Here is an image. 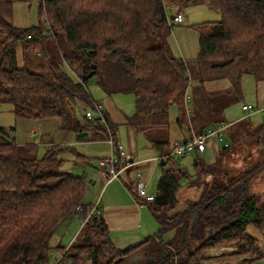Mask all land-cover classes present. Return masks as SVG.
<instances>
[{
	"label": "trees",
	"instance_id": "1",
	"mask_svg": "<svg viewBox=\"0 0 264 264\" xmlns=\"http://www.w3.org/2000/svg\"><path fill=\"white\" fill-rule=\"evenodd\" d=\"M191 1L207 5L221 18L195 25L197 62L214 69L235 67L240 76L258 67L264 72L257 45L264 35V0H39V25L22 28L13 23V0H0V103H12L14 115L24 120L58 118L64 130L75 133L76 142L93 135L108 144L118 141L117 125L102 109V122L85 115L89 109L95 112L98 104L87 92L97 76L104 89L111 85L133 95V115L164 116L175 106L177 125H188L185 99L190 78L186 62L168 48L166 33L174 24L169 23L170 8L165 4L178 10ZM59 36L66 38L64 49L57 42ZM16 48L32 70L16 67ZM79 104L85 108L82 121L74 111ZM218 122L224 121L210 115L200 131ZM252 130L256 143H262L264 123ZM36 148L26 144L25 152L32 156L23 158L15 140L0 139V264H51L50 241L74 217L82 221L81 239L66 246L57 242L59 256L53 264H206L209 251L229 245L237 248L238 256H250L242 264L264 257L258 239L247 230L264 223V200L249 187L264 169V157L238 173H226L218 161L203 165L193 154V165L199 169L189 185L201 191L178 210L179 178L187 173L176 157L168 155L171 142L154 140L157 191L153 201L141 204L159 227L142 242L118 248L102 215L89 216L94 204L81 202L88 178L50 170L61 145L48 147L40 158L34 156ZM110 149L100 163L116 152ZM128 174L124 187L132 192ZM198 212L191 228L192 215Z\"/></svg>",
	"mask_w": 264,
	"mask_h": 264
},
{
	"label": "rangeland",
	"instance_id": "2",
	"mask_svg": "<svg viewBox=\"0 0 264 264\" xmlns=\"http://www.w3.org/2000/svg\"><path fill=\"white\" fill-rule=\"evenodd\" d=\"M38 3L39 0H13L14 25L19 28L36 27L39 25ZM165 5L170 8L166 11L168 16H174L179 10L174 5L167 3ZM181 9L185 20L184 22L174 24L168 30L166 41L172 55L176 58H182L187 65V74L190 78L187 89V107H190L192 110L190 118L195 125L206 124L209 121L210 115L215 119L227 122L230 126L233 123L236 124L235 131L233 129L230 133L231 135L235 133L237 137L227 138V140L224 138L223 142L212 140L211 143H215L218 146L210 144L211 150H206V152L199 156L200 161L203 165H210L218 161L221 169L226 171V173H238V171L245 169L249 165L254 166L256 163L262 161L264 157V139L262 143L257 144L256 138L252 136L253 127L264 123V72L258 67L251 71V74L240 76L235 67L214 69L197 62L195 59L199 52V33L195 25L205 24L206 22H217L221 18L216 11L203 4H186ZM57 42L62 49L65 48V37L59 36ZM257 45L264 59V35L259 37ZM16 53V67L26 66L32 70L33 67L29 61L22 62L23 53H21L20 48H16ZM25 58L29 60L31 56L27 54ZM99 81L97 76L92 78L87 85V92L91 95L94 102L96 101L100 105L102 111L111 113L113 121L117 125V142L121 145L122 149L132 153V157L134 158L135 156L134 159L140 160L154 157L156 155L155 149L152 148L154 140L170 141L172 143L174 140L182 139V135L187 134V125L183 124L181 127L177 125V108L175 106L169 107L164 116H149L145 113H140L136 116L133 115L135 113V106L134 97L131 93L117 92L111 85L104 89ZM242 105L251 106L253 109L252 111L243 110ZM74 111L77 118L82 121L85 111L84 106L80 104L76 105ZM108 112L106 113L108 114ZM35 125L37 127L34 128L33 126ZM13 127L15 128V143L19 155L23 158L32 156L29 152H25L24 147L26 144L37 146L36 153L34 154L37 158H40L48 147L61 145L63 149L57 153L50 170L71 175H85L88 178L89 184L84 190L81 202L94 205L100 202L99 200L102 198L107 187L104 190L100 187L97 168L98 160L108 157L111 153V149L107 143L108 146L97 143L99 137L96 139L93 135L86 137L82 142H76L75 133L72 130H64L62 122L58 118L39 120V122L24 120L14 115L12 103H0V128L10 130ZM30 132H36V135L32 139L27 136ZM226 141L230 146L224 155L218 156V154H215V151L218 152V149L222 151ZM79 155L83 159L79 158ZM244 159H247V161L244 162ZM193 160L194 156L192 155H187L182 159L183 165L181 166L186 171L187 176L179 178L180 191L185 190L184 188L196 178L199 167L193 165ZM148 169L149 165L142 166L141 173L144 177ZM131 171V174H129L132 178H130L131 181H133L134 172ZM158 175L159 168L157 165L149 176V179H147V191L151 195L156 194ZM207 180L209 179L207 178ZM91 182H96V185L92 186ZM118 182L121 183L120 181ZM114 184L115 182L112 183V185ZM249 187L252 193H259L264 200V169L249 182ZM191 188L193 189V187ZM180 201L183 202L182 199ZM144 207L147 213L148 208L146 205ZM150 218L156 225L153 231L156 234L159 227L158 223L152 217ZM74 220V222L69 221L68 224L62 225V228H58L56 234L51 239V264L55 262L59 255L58 250L55 248L57 242L61 241V245L63 246L69 245L74 237V231L82 224V221L78 217H74ZM256 230L258 231L259 229ZM256 230L254 229L253 233ZM172 234V232L169 233L167 239L171 238ZM80 239L81 237L79 236L78 240ZM258 241L260 242V239ZM259 244L260 253L264 256V245ZM206 255L208 256V261L218 260V257H221L224 261H236L240 264H242L243 258L250 257L249 255L238 256L237 248L232 245L215 248ZM259 261H264V259Z\"/></svg>",
	"mask_w": 264,
	"mask_h": 264
},
{
	"label": "crops",
	"instance_id": "3",
	"mask_svg": "<svg viewBox=\"0 0 264 264\" xmlns=\"http://www.w3.org/2000/svg\"><path fill=\"white\" fill-rule=\"evenodd\" d=\"M193 3H194V1H191L187 5H192ZM178 13L182 14V9H179L177 14ZM242 106H244V105H242ZM106 112H108V111H106ZM190 112L192 113L191 108H190ZM191 113L187 116L189 118V124L187 125V132H186L187 134L182 135L183 137H187V136H190L192 134H196L198 131H200V128L204 127L201 124L195 125L192 122V119L190 118ZM108 117L111 121H113V117L111 116V113H109V112H108ZM235 125L236 124L233 123L232 126H229L228 129L226 130L227 133H226V136L224 137L226 140H227V138L230 139V136H232L230 132H232L233 129L235 131ZM33 127L35 128L37 126L35 125ZM12 129L15 130L14 127ZM31 133H33V132L28 133L27 136H28V138L32 139V137H30ZM97 141H98L97 143H102V144L107 145L106 142L103 140H97ZM225 143H226V145L229 144L227 141ZM210 144H212V143H210ZM212 145L216 146V147L218 146V145H215V143ZM210 150L211 149L209 146L207 151H210ZM216 152L217 151H215V154L219 155L221 153V150L218 149V152L217 153ZM131 154L132 153H130V155ZM156 156H157V154L154 155V157H156ZM131 157H132V155H131ZM154 157L144 158V159H140V160L134 159L135 156H134V158L132 157V160L135 163H138L136 170L135 169L132 170L134 172V175H135L136 171H138L139 173L141 172L142 166L149 165V169H148L146 176H150L151 173L155 170V168L157 166V164L152 162ZM105 158H107V157H105ZM99 166H100V161L98 160V167ZM130 174L128 175L129 179L131 178ZM98 181H99L98 183L100 184V187L102 188V190H104L107 187L106 190L104 191V194L102 195V198L99 200L100 202L97 204V206H99L100 214L102 215L103 220H105V222H106L107 229H108V235L110 236V240L113 243V245H115L118 248H125V247H128V245H134V244L140 243L146 237L155 234V233H153V231L156 228V225H155V223H153L152 219L150 218L152 216L150 214L149 209L146 213V210L144 209L145 208L144 205L143 204L140 205V204L136 203L132 194L130 193V191L125 189L122 182L119 183L117 180H113L108 185L103 186V182H102V179L100 177H99ZM114 182H115V184L112 185V183H114ZM95 185H96V182H92V186H95ZM191 187L192 186H190L188 184L186 186L187 189L184 188L185 190L179 191V194H178V198H179L178 210L184 208V205H186L185 202L187 200L188 201L189 200H196L198 198L201 189L196 188V187H193V189H192ZM181 199L183 202L180 201ZM149 215H150V217H149ZM75 218H77V217H75ZM71 220H72L71 222L75 221L74 218H72ZM82 229H83L82 224H80V226L77 227L76 230L74 231V235H73L74 237L72 240H74L75 238H77L79 236ZM258 229L259 230L258 231L256 230L254 233H253L254 229L251 227H248L247 230L249 231L248 233L251 236H253L255 239L256 238L258 240L260 239L259 243L264 245V223ZM262 259H264V258H261L259 260H262ZM259 260L257 262L253 261L251 263H246V264H264V261H259ZM148 263L146 262V264H148ZM206 264H240V263L236 262V261L235 262L234 261H224L221 259V257H218V260H214V261L209 260L206 262Z\"/></svg>",
	"mask_w": 264,
	"mask_h": 264
},
{
	"label": "built area",
	"instance_id": "4",
	"mask_svg": "<svg viewBox=\"0 0 264 264\" xmlns=\"http://www.w3.org/2000/svg\"><path fill=\"white\" fill-rule=\"evenodd\" d=\"M169 23L178 24L183 22L185 19L181 13H178L177 15L173 16L172 19H168ZM64 68H68L67 65L64 66ZM185 101H188V96L186 97ZM95 112H92L88 110L85 115L88 119L94 120L98 118V121L103 120L102 113H101V107L99 104H96L95 106ZM243 110H250L252 111L253 107L251 106H242ZM190 109L187 108L186 114L187 116L190 114ZM230 126L227 122H218L213 125H211L208 128L203 129L200 131V133L192 134L187 137H182L180 140H174L171 143V151L168 154L169 156L176 157L180 164L183 165L182 159L187 155H198L201 156L210 146V143L213 141L217 142H223L224 137L227 133V129ZM36 135V132H33L30 134V137H34ZM0 139H3L6 142H12L15 140L14 138V131L11 130H5L4 132L0 131ZM110 148L114 147L116 149L115 153L111 154V157L108 160H105L104 162L100 163V166L98 167L99 177L102 179L103 185L106 186L109 183H111L113 180H118L125 184V179L127 178V172L130 173L132 169L137 168L138 163H135L131 159V155L126 150L122 149L121 145L114 140H110L108 142ZM226 146V143L223 145ZM159 157L156 156L152 160L155 164L158 165ZM129 175V174H128ZM134 188L131 189L132 192H130L136 201V203L140 204L143 202H151L154 200L155 195H151L147 191L148 187V180L149 176L145 177L142 175V173L136 171L134 175ZM148 177V178H146ZM130 185V184H128ZM77 211H80V208H77ZM100 214V211L98 210L97 204H95L92 208V210L89 213V216H98Z\"/></svg>",
	"mask_w": 264,
	"mask_h": 264
},
{
	"label": "water",
	"instance_id": "5",
	"mask_svg": "<svg viewBox=\"0 0 264 264\" xmlns=\"http://www.w3.org/2000/svg\"><path fill=\"white\" fill-rule=\"evenodd\" d=\"M170 19H172V16H170ZM95 65L92 66V68L94 69ZM94 74V72H93ZM198 216H199V212L198 213H194L192 215V222H191V228L195 225L196 221L198 220ZM210 232L211 237L213 236V231L212 230H208Z\"/></svg>",
	"mask_w": 264,
	"mask_h": 264
}]
</instances>
